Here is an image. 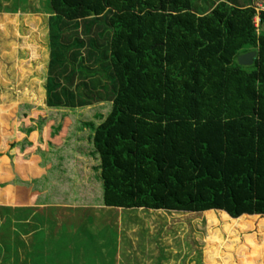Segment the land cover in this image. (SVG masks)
<instances>
[{"label":"trees","instance_id":"1","mask_svg":"<svg viewBox=\"0 0 264 264\" xmlns=\"http://www.w3.org/2000/svg\"><path fill=\"white\" fill-rule=\"evenodd\" d=\"M260 2L257 12L256 0H215L198 13L192 0H49L45 101L70 112L47 126L50 187L71 184L74 158L75 192L92 196L98 185L100 194L99 177L106 207L205 212L225 228L264 215ZM249 51L253 64H238ZM101 102L108 113L87 121ZM84 133L92 168L77 165L80 155L61 159L65 147L83 149ZM75 166L95 172L91 186ZM29 188L21 199L32 200Z\"/></svg>","mask_w":264,"mask_h":264},{"label":"rangeland","instance_id":"2","mask_svg":"<svg viewBox=\"0 0 264 264\" xmlns=\"http://www.w3.org/2000/svg\"><path fill=\"white\" fill-rule=\"evenodd\" d=\"M214 1L192 0L193 10L202 13ZM244 1L247 3V0ZM257 4L263 9L260 0H256ZM47 11L49 0H0V167L6 173L5 176H0V262L10 264L11 260L8 258L7 261L2 259L4 254L17 261L18 252L23 251L19 250L18 246L23 242L13 238L23 233V238H28L31 234L32 238H48L45 245L50 246L51 242L53 246L49 247V251H53L52 258L48 260L49 264H96L98 256L102 258V252H105L100 249L104 243L111 246L106 249L110 252H105L107 257L115 253V247L111 244L114 242L113 238H185L177 240L183 253L191 246L187 238H196L194 244L203 259L201 264H264V224L261 223L264 215H257L259 218L245 217L233 226L225 228L220 223H210L205 212L106 207L100 197L102 187L99 177L96 181L99 183L100 194L98 185L92 196L75 192V185L72 184L74 159L71 160V169H67L68 172L71 170V181L67 179L71 182L70 188H54L55 196L50 195L52 201L46 199L47 194L53 193L50 187L53 179H50L53 177L50 175L51 168L46 169V163L44 164L41 141L34 143L39 147L30 145L27 141L28 132L29 129H40L44 116L58 122L62 114L70 113L68 110L63 113L61 110H49L45 101V66L49 60ZM68 34L70 38L75 39L80 35V31H70ZM64 40H67V37ZM110 105L109 102L93 104L85 110L86 120H94L96 112L105 116ZM29 121L33 123L29 125ZM46 124L47 121L43 128H47ZM6 131L9 132L4 135ZM86 137L87 134L81 138L83 149H78L79 152L72 153L75 149L71 145L65 147L66 149L60 152L62 161L69 155H80L77 165L88 163V167L92 168L94 160H84L81 156L87 155L85 152L89 150L85 144L89 142V137ZM51 139L53 140V137ZM13 150L18 167L15 169V165H12L16 176L11 178L13 172L8 165L11 163L2 158L6 154L11 156ZM15 157L13 155L12 162ZM42 171L47 173L44 175ZM80 171L81 169L76 172L78 176ZM86 174L84 172L79 176L84 178L82 180L85 188L91 186L96 175L90 169ZM19 176L21 177L17 178ZM81 185L83 186V183ZM28 186L32 200L21 199L22 190ZM23 203L28 206H23ZM30 203L49 205L30 206ZM34 249L37 248L33 247L27 253L35 255L43 250ZM57 255L59 258L56 260ZM180 261L186 262L184 255ZM154 262L161 264L159 259H154Z\"/></svg>","mask_w":264,"mask_h":264},{"label":"crops","instance_id":"3","mask_svg":"<svg viewBox=\"0 0 264 264\" xmlns=\"http://www.w3.org/2000/svg\"><path fill=\"white\" fill-rule=\"evenodd\" d=\"M47 25H48V20H47ZM47 33H48V27H47ZM48 40H49V34H48ZM48 44H49V42H48ZM46 64H47V62L45 63V65ZM45 67H46V70H45V74H46L47 65ZM44 95L46 96L45 92H44ZM49 110L60 111L61 109L49 108ZM61 111H66V110H61ZM54 114H56V113H54ZM46 121H47V124H46L47 126H49L50 123H52L53 125H60L61 123H64V121H67V119H64L63 114H62L61 119H59L58 122L56 121V119H52V118H48V117L46 118L44 116V118L42 120V124L46 123ZM0 122H1V120H0ZM32 123L33 122L29 121V125H31ZM47 130L48 129L43 128V125H42L41 129L37 128V130L33 129L32 131H29L28 132L29 139L27 140L28 143L30 145H32L35 142L41 141L40 143L42 144V146H45L47 141H48L47 138L49 137V135H47ZM23 141H26V140H23ZM12 144L10 146H12ZM34 145H36V147H39L38 144H34ZM14 152L15 151L13 150V154H11V156L6 154L2 158V160H5L6 162L8 161L9 163H11V164H8L12 168V172H13L11 174V178L16 176V174H15L16 171L14 172V168L16 169L18 167V161L16 160V157H15L16 154H14ZM13 155L15 157L13 159L14 162H12ZM73 159L74 158H72V160ZM73 162H75V160ZM3 164H7V163H3ZM23 164H27V163H23ZM12 165H15L14 168ZM46 167H47L46 169H48V170L51 168L50 165H46ZM42 172L44 173V175H45V173H47L46 171H42ZM52 172H54L52 175L53 177H50V179L51 178L54 179L57 176L56 168L51 169V173ZM1 175L5 176L6 173L3 172V169L0 167V176ZM20 177L21 176H19L17 178H20ZM72 184H73V182H72ZM51 185H52V183H51ZM70 185H71L70 183H69V185L64 183V186H62L61 183L58 182L55 186L51 187L53 190V193H51L50 195L55 196L54 195V188H58V190L66 188V190H67L68 188H70ZM25 205L28 206L27 204L23 203V206H25ZM36 205L45 206V205H49V204H46V203H36V204L30 203V206H36ZM58 205H60V204H58ZM22 235H20V238H13V240L18 239L20 242H23L20 245V247L18 246L19 250H23V251L18 252L19 258L17 259V261H15L13 257H6V254H4V256H2V259L7 261V258H8V260H11L10 264H33V262L34 263L41 262V264H49L50 262L48 260H49V258H52V252H53V251H49V247L53 248V246L51 245V242H50V246L45 245V241L48 240V238H32L31 236H30L31 238L30 237L23 238ZM179 239L183 240L185 238H113L115 243L112 241L111 244H112V247L113 246L115 247V253L113 255H108V257H107V254L105 252H108V253H110V252L106 249H108L111 246L110 245L107 246L106 243H104L100 249L105 251V252H102V253H104L102 258L100 256H98V262H103L102 264H150V263L157 264L156 262H154V259H159L161 264H192V262H195V264H201L203 259L199 256L198 251L195 249V244H194L196 241V238H187V241L190 242L191 246L189 247V249H185V253H183L181 247L178 245L179 242L177 240H179ZM99 241H101V239ZM12 243H14V242L12 241ZM192 244H194V247ZM235 245L236 244H233V246H235ZM178 246H179V250H178ZM33 247L37 248L34 250H38L40 248H43V250L40 254H35V255L28 254L27 252H29L31 249H33ZM237 248H239V247H237ZM239 250H240V248H239ZM25 251H26L27 255H25L26 254ZM96 252L98 253L99 251H95V253ZM179 252H180V256L177 257ZM192 254H193V256H192ZM183 255L185 256L186 262L180 261V259L182 258ZM110 256H112V257H110ZM38 258H42V260L40 261ZM53 258H55V256ZM58 258L59 257L57 255L56 260ZM78 258H80V257H78ZM111 259H113L114 262ZM84 261H86V260H84ZM98 262H96V264H98ZM0 264H5V261H1Z\"/></svg>","mask_w":264,"mask_h":264},{"label":"water","instance_id":"4","mask_svg":"<svg viewBox=\"0 0 264 264\" xmlns=\"http://www.w3.org/2000/svg\"><path fill=\"white\" fill-rule=\"evenodd\" d=\"M255 56H256L255 51H249V52L239 55L237 57V62L240 65L249 66L253 64Z\"/></svg>","mask_w":264,"mask_h":264},{"label":"built area","instance_id":"5","mask_svg":"<svg viewBox=\"0 0 264 264\" xmlns=\"http://www.w3.org/2000/svg\"><path fill=\"white\" fill-rule=\"evenodd\" d=\"M259 10H262V8H261V5L257 4L256 11L258 12ZM253 22H254V26L258 27V25H259V17H258V15L254 16Z\"/></svg>","mask_w":264,"mask_h":264}]
</instances>
